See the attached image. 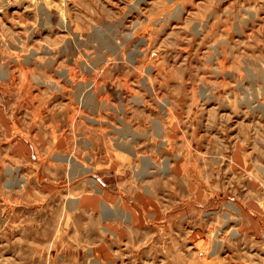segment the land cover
<instances>
[{"label": "rangeland", "instance_id": "rangeland-1", "mask_svg": "<svg viewBox=\"0 0 264 264\" xmlns=\"http://www.w3.org/2000/svg\"><path fill=\"white\" fill-rule=\"evenodd\" d=\"M0 264H264V0H0Z\"/></svg>", "mask_w": 264, "mask_h": 264}]
</instances>
